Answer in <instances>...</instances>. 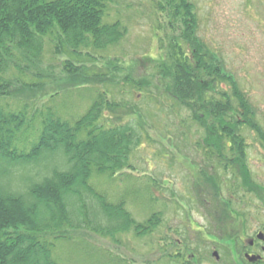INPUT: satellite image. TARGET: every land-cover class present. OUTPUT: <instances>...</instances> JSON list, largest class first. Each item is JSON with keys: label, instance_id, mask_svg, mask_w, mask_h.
Returning <instances> with one entry per match:
<instances>
[{"label": "rangeland", "instance_id": "obj_1", "mask_svg": "<svg viewBox=\"0 0 264 264\" xmlns=\"http://www.w3.org/2000/svg\"><path fill=\"white\" fill-rule=\"evenodd\" d=\"M157 2L113 0L104 23L119 22L127 34L107 50H56L57 41L50 37L40 62L31 63L17 53L6 78L8 85L0 90L5 92L0 94V106L8 111L27 107L36 130L48 110L69 122L78 120L101 93L125 108L120 112L125 122L136 121L144 127L142 144L131 157L132 169L114 177L95 175L91 183L111 202L125 201L138 223L160 213V226L144 237L133 231L120 234L117 242L88 230L71 232L69 238L55 243L54 258L59 264L240 263L221 240L224 232L213 219L220 213L215 187L204 183L199 174L207 161L197 146L206 135L205 128L193 121L191 112L175 98L172 82L156 69L162 55L160 39L166 45L168 38L184 30L179 24L174 33L169 10L160 12ZM190 3L198 39L247 94L264 131V0ZM66 63L82 69L77 75L69 74ZM241 133L248 145L251 177L264 189V147L256 132L242 127ZM219 172L220 195L225 201L232 198L231 209L239 213L235 221L240 231L235 233L248 243L264 232V195L241 191L231 174ZM215 250L219 262L212 256Z\"/></svg>", "mask_w": 264, "mask_h": 264}, {"label": "trees", "instance_id": "obj_2", "mask_svg": "<svg viewBox=\"0 0 264 264\" xmlns=\"http://www.w3.org/2000/svg\"><path fill=\"white\" fill-rule=\"evenodd\" d=\"M111 2L0 0V90L8 85L16 54L40 62L50 37L57 41L56 50L73 53L117 45L127 29L119 22L104 23ZM157 9L169 10L174 33L179 24L184 30L168 38L166 45L160 39L162 55L156 69L172 82L175 98L191 112L193 121L205 128L197 146L207 161L199 174L204 183L214 185L220 202L219 210L215 209L220 213L213 219L224 232L222 241L241 243L243 237L235 233L240 231L235 221L239 213L231 209L232 198L221 197L216 178L222 170L231 174L241 191L264 195L251 177L241 128L256 132L263 147L264 131L247 94L198 39L190 0H158ZM79 69L65 65L72 75ZM123 109L101 93L78 120L69 122L48 110L36 130L27 107L8 111L0 106V264H59L55 243L69 238L71 232L88 230L117 242L120 234L133 231L144 237L160 226V213L138 223L125 201L111 202L91 183L95 175L114 177L132 169L131 157L142 144L144 127L125 122Z\"/></svg>", "mask_w": 264, "mask_h": 264}, {"label": "flooded vegetation", "instance_id": "obj_3", "mask_svg": "<svg viewBox=\"0 0 264 264\" xmlns=\"http://www.w3.org/2000/svg\"><path fill=\"white\" fill-rule=\"evenodd\" d=\"M260 233L264 232H259L254 238H252L248 243L244 242V238H243V242L241 243H237V242H227L226 244L228 245L229 250H231V253L235 256V259L240 262L239 264H263L264 263V257L261 254H264V239L260 240L258 239V235ZM260 249H261V254H260ZM214 253H218V258L214 256ZM246 255L249 256H260L261 258L254 262L251 263L248 261V259L246 258ZM212 256L215 258V260L217 262L220 261L221 257L220 254L217 250H215L212 253ZM237 256V257H236Z\"/></svg>", "mask_w": 264, "mask_h": 264}, {"label": "water", "instance_id": "obj_4", "mask_svg": "<svg viewBox=\"0 0 264 264\" xmlns=\"http://www.w3.org/2000/svg\"><path fill=\"white\" fill-rule=\"evenodd\" d=\"M258 239H260V240L264 239L263 233H260L258 235ZM214 256L218 258L219 255H218V253H214ZM246 258L248 259L249 262L254 263V262L258 261L261 257L260 256H249V255H246Z\"/></svg>", "mask_w": 264, "mask_h": 264}]
</instances>
